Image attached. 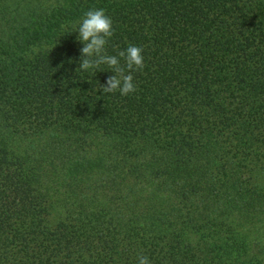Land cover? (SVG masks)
Listing matches in <instances>:
<instances>
[{"label": "trees", "instance_id": "obj_1", "mask_svg": "<svg viewBox=\"0 0 264 264\" xmlns=\"http://www.w3.org/2000/svg\"><path fill=\"white\" fill-rule=\"evenodd\" d=\"M101 8L127 96L79 68ZM141 255L264 264V0H0V264Z\"/></svg>", "mask_w": 264, "mask_h": 264}, {"label": "clouds", "instance_id": "obj_2", "mask_svg": "<svg viewBox=\"0 0 264 264\" xmlns=\"http://www.w3.org/2000/svg\"><path fill=\"white\" fill-rule=\"evenodd\" d=\"M77 39L82 42L79 68L83 71L98 69L107 65L115 74L107 78L106 84L101 85L103 93L119 92L127 96L135 93L137 85L133 82V71H142L145 67L143 49L139 46L129 45L117 55H109L106 45L114 34L113 21L106 15L104 9H91L84 14L76 31ZM125 60V67L121 66L120 59ZM138 264H151L147 256H139Z\"/></svg>", "mask_w": 264, "mask_h": 264}]
</instances>
